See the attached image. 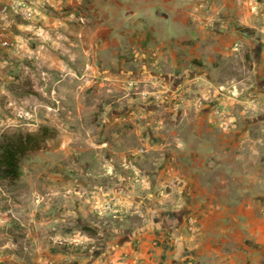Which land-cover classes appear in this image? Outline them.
I'll list each match as a JSON object with an SVG mask.
<instances>
[{"label":"rangeland","instance_id":"obj_1","mask_svg":"<svg viewBox=\"0 0 264 264\" xmlns=\"http://www.w3.org/2000/svg\"><path fill=\"white\" fill-rule=\"evenodd\" d=\"M138 1L0 19V140L48 131L0 178V264H202L205 208L264 217V0Z\"/></svg>","mask_w":264,"mask_h":264},{"label":"crops","instance_id":"obj_2","mask_svg":"<svg viewBox=\"0 0 264 264\" xmlns=\"http://www.w3.org/2000/svg\"><path fill=\"white\" fill-rule=\"evenodd\" d=\"M159 1L160 4L155 3L156 0H139L141 4L145 2L141 5L140 11L149 10L152 5L162 7V5L169 6L171 3H173L171 8H173L174 1L177 2V0ZM20 2L21 0H0V19H3L5 23L3 27H9L10 30L15 28L14 18L11 16L15 6ZM138 35L140 36L138 40L141 42L144 38L142 32ZM222 140L225 141L223 138ZM251 204L254 206V202ZM253 206L250 210L243 207L228 210L226 206L217 209L216 207L214 209L205 208L200 214L199 232L193 245L196 263L201 259L204 264V260L210 258L211 264H251L250 261L258 257L263 258L264 217L260 208L255 209ZM251 243L259 248H252Z\"/></svg>","mask_w":264,"mask_h":264},{"label":"trees","instance_id":"obj_3","mask_svg":"<svg viewBox=\"0 0 264 264\" xmlns=\"http://www.w3.org/2000/svg\"><path fill=\"white\" fill-rule=\"evenodd\" d=\"M47 136V129L39 134L18 132L5 135L0 140V178L17 182L21 178L22 158L39 150Z\"/></svg>","mask_w":264,"mask_h":264},{"label":"flooded vegetation","instance_id":"obj_4","mask_svg":"<svg viewBox=\"0 0 264 264\" xmlns=\"http://www.w3.org/2000/svg\"><path fill=\"white\" fill-rule=\"evenodd\" d=\"M168 222H170V226L174 229L175 227L178 226V223L175 220H169Z\"/></svg>","mask_w":264,"mask_h":264},{"label":"built area","instance_id":"obj_5","mask_svg":"<svg viewBox=\"0 0 264 264\" xmlns=\"http://www.w3.org/2000/svg\"><path fill=\"white\" fill-rule=\"evenodd\" d=\"M0 37L3 39V37L1 35H0ZM4 44H8V42L5 41ZM195 222H197V220H195Z\"/></svg>","mask_w":264,"mask_h":264}]
</instances>
